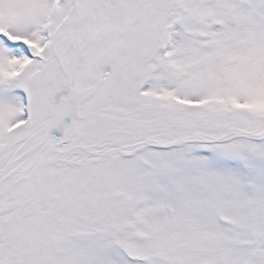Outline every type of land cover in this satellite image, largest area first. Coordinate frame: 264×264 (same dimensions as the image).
Returning a JSON list of instances; mask_svg holds the SVG:
<instances>
[{
    "label": "snow or ice",
    "instance_id": "6c2138e0",
    "mask_svg": "<svg viewBox=\"0 0 264 264\" xmlns=\"http://www.w3.org/2000/svg\"><path fill=\"white\" fill-rule=\"evenodd\" d=\"M0 264H264V0H0Z\"/></svg>",
    "mask_w": 264,
    "mask_h": 264
}]
</instances>
